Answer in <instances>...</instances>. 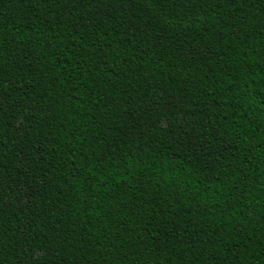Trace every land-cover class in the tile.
Returning <instances> with one entry per match:
<instances>
[{
  "label": "trees",
  "instance_id": "obj_1",
  "mask_svg": "<svg viewBox=\"0 0 264 264\" xmlns=\"http://www.w3.org/2000/svg\"><path fill=\"white\" fill-rule=\"evenodd\" d=\"M0 264H264V0H0Z\"/></svg>",
  "mask_w": 264,
  "mask_h": 264
}]
</instances>
